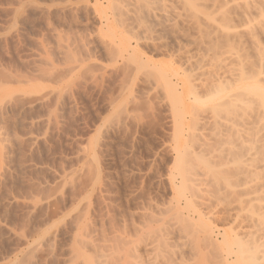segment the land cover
I'll return each instance as SVG.
<instances>
[{"label": "rangeland", "instance_id": "obj_1", "mask_svg": "<svg viewBox=\"0 0 264 264\" xmlns=\"http://www.w3.org/2000/svg\"><path fill=\"white\" fill-rule=\"evenodd\" d=\"M144 243L264 264V0H0V264Z\"/></svg>", "mask_w": 264, "mask_h": 264}, {"label": "bare ground", "instance_id": "obj_2", "mask_svg": "<svg viewBox=\"0 0 264 264\" xmlns=\"http://www.w3.org/2000/svg\"><path fill=\"white\" fill-rule=\"evenodd\" d=\"M136 39V38H135ZM136 41H138V38H137V40ZM129 42V41H128ZM124 43V42H123ZM123 43H122V45H123ZM124 47V46H123ZM124 49H125V47H124ZM127 49V48H126ZM125 49V50H126ZM175 76V75H174ZM167 84H169V82L167 83ZM170 85V84H169ZM169 87H170V89H169ZM167 86V88H168V90H172V91H174L172 88H171V86ZM167 90V91H168ZM171 92V91H170ZM172 93V92H171ZM178 139V138H177ZM193 196H191V199H193L192 198ZM191 199H190V201H191ZM185 201V200H184ZM188 202H189V200H188ZM179 214V213H178ZM161 237H159V239H160ZM240 242V241H239ZM143 248H144V250L146 251V261H148L149 263H151V264H155L156 262H154V260L157 258V256H158V254H156V251H158V248L156 247V246H153V245H151V244H143ZM150 251H152L153 252V259H152V255H150L149 253H150ZM79 254L78 255H76V257L77 258H79L80 259V262H81V260H82V264H95V263H93L92 262V260L90 261L89 260V258L86 256V255H82L81 254V252H78ZM171 256L174 258H176V256L178 255V251L176 252V249H175V251L174 250H172L171 251ZM235 254H237V253H235ZM83 256H85V257H83ZM232 256V254H230V255H228L227 256V259H224V262L226 263L229 259H230V257ZM235 256V255H234ZM101 257H103V256H101ZM133 257H134V259H133ZM137 257V256H136ZM134 255H132V252H131V250L129 249V248H127V249H124V250H122L117 256H113V257H110L109 259H102L101 261H99V264H142V263H140V262H138V261H136L135 260V258H136ZM132 258V259H131ZM138 258V257H137ZM153 261V262H152ZM98 264V263H97Z\"/></svg>", "mask_w": 264, "mask_h": 264}]
</instances>
